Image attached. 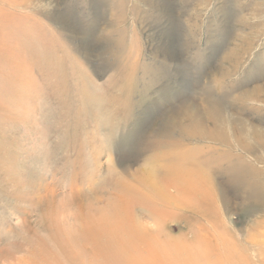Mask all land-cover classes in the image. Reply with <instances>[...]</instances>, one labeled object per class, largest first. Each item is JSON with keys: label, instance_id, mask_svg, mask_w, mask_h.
<instances>
[{"label": "rangeland", "instance_id": "rangeland-1", "mask_svg": "<svg viewBox=\"0 0 264 264\" xmlns=\"http://www.w3.org/2000/svg\"><path fill=\"white\" fill-rule=\"evenodd\" d=\"M26 1L23 11H11L12 22L0 24V264L32 259L41 264L39 242L52 245L44 226L68 234L86 226L91 216L104 225L84 237L73 231L74 241L66 243L75 255L89 247L91 256L77 254L70 264H124L130 256L134 264H208L195 229L222 264H231L225 241L249 264H264L263 145L243 152L234 145L218 146L213 154L217 196L208 200L213 209L203 207L206 198L199 190L171 193L174 206L163 207L168 192L162 189L168 186L162 181L156 185L162 197L153 190L140 196V206L155 211L153 219L104 202L94 213L85 198L94 184L143 170L144 162L136 161L138 150L151 142L159 122L185 103L202 107L199 98L208 89L228 100L233 113L264 130V104L246 97L255 86L264 87V0ZM167 49L168 55L157 51ZM238 49L244 58L240 55L239 66H233L230 58ZM155 63L163 75L148 70ZM166 89L179 102L165 107L161 95ZM159 102L164 107L153 113L152 104ZM129 134L133 145L128 150L118 144ZM233 162L243 172L228 183L225 166ZM176 164L169 161L160 170L187 168ZM178 180L168 183L179 187ZM214 217L225 233L224 244L214 230L220 228L211 224ZM134 226L163 230L148 237L138 235Z\"/></svg>", "mask_w": 264, "mask_h": 264}, {"label": "bare ground", "instance_id": "bare-ground-1", "mask_svg": "<svg viewBox=\"0 0 264 264\" xmlns=\"http://www.w3.org/2000/svg\"><path fill=\"white\" fill-rule=\"evenodd\" d=\"M185 2H186V0H185ZM24 5H29V2H27L26 0H3L2 4H0V6H1L0 10H4V11L6 10L7 15H5V17H3L0 13V24L5 26V24L7 25V24H9V22H12V18L10 16L11 11L21 12L23 10H20V9L22 6L25 7ZM222 11H223V14H225L229 17V13H228V10L226 8H223ZM25 14L27 15V13L24 12V15ZM25 17L27 20V16H24L23 18L25 19ZM142 21H144V19ZM189 39H191V38H189ZM247 39L244 38L245 41H247ZM108 40H111V39L109 38ZM157 51H160L166 55L170 54L169 53L170 51H168V49L166 51L164 50V52L161 50H157ZM241 51H242V49H240V50L238 49L237 52L230 58L231 59L230 61L233 64V66H236V65L239 66L242 53H244V52L241 53ZM132 54H133V52H132ZM173 54H174V52H173ZM111 57L113 58V56H111ZM112 58H110V59L112 60ZM175 59H176V57H175ZM166 63H165V65H166ZM155 64L156 65L151 64L150 67L147 65L148 70L151 73L155 72V73H153V74H155V77H158L159 74L163 75V74H161L160 69H158L156 67L157 63H155ZM143 67H144L143 70H147L146 66H143ZM161 67H163V66H161ZM131 69L134 70V68H131ZM164 69L165 68H163L162 70H164ZM136 70H137V68H136ZM222 73L224 76H227V77L229 75V71L226 69H222ZM17 75H19V74H17ZM147 76H149V75H147ZM224 78L227 79L226 77H224ZM32 79H33V77H32ZM29 80H31V78H29ZM28 84H29V82H28ZM161 96H162V100H163L161 102L164 103L165 107L175 105L178 101V100H176L175 94H173V92H171L170 90H167V89L163 91ZM200 97L201 98H199L200 99L199 101L202 102V105H203L202 107H200L198 105H193L191 108H188L186 103H185L184 105L179 107L177 110L173 111L172 117H170V118L167 117V118H165L159 122L158 129L155 130L154 131L155 133H153L154 135L151 136V138H152L151 142L141 146L140 149L138 150V155H137L138 159L136 161L137 162H144V166H145L144 168L145 169L144 168H143V170L142 169L141 170L140 169H134L133 174H131L129 172L126 173L124 171V175H122V176L119 175L118 177L114 178L112 181L108 182L107 184L97 183V184H94L93 186H91V188L89 189L90 194L87 195V197H85V198H87V200L91 203L90 208H91V210H94V213L96 212V209H98L97 207L99 206V204H101V203L103 204V202H104L106 205H109L114 210L119 209L121 212H124V210H126V211L128 210L130 212H133L136 216H142V214H143L144 218L151 216V218L153 219V216H154L153 214L155 213V211L152 210L151 208L149 210L143 209L140 206L143 203V198H141L140 196H141V192L145 195L146 194L151 195L154 192L155 195H160V197H162V193H161L162 191L158 187H156V185L159 186L158 183L161 181H162L164 186H168L166 189H162V190H164V192H165V190H166V192H168V194H167L168 199L166 197H162V198L167 200V201L163 200L161 202V203H163V207L166 206L168 208V207L174 206L173 204L170 203V200L172 198L169 197L172 194H174V192L179 193V192L186 190L187 193L188 192L190 193L191 191L199 190L200 193H203V195L206 198L203 200V203H201L203 205V207L204 208L210 207V209H213L212 203H209L208 200L212 197L217 196L216 193H217V182H218L219 170L217 167V157H214V155L216 156L218 151H219L218 146H221L222 148H226V147L228 148L229 146L234 145L235 148L236 149L238 148V150H240L241 152H243L245 150H249L252 145H256L257 147H260L261 145L264 146V130L256 128L253 123H250L246 119H243V118L239 117L237 114L233 113L231 110L232 109L231 106L228 104V100L221 99L220 97L216 96L214 91L208 89V91L203 92ZM246 97H247V100H250V101L256 100V101L262 102L264 104V87L262 86L261 88H258V87L256 88V86H255V89L249 91L247 93ZM131 98H133V97L131 96L128 99H131ZM244 98H245V95H244ZM240 104H242V103H240ZM152 105L154 107L151 110L154 113V112L159 110L161 103L160 102L156 103V104L154 103ZM164 106H161V107H164ZM240 109H242V108H240ZM254 110H256V109H254ZM161 112H162V110H161ZM166 112H168V111H166ZM157 113H159V112H157ZM153 115H151V118ZM163 116H165V115H163ZM145 119H146V115H145ZM151 120H153V119H151ZM108 121H110V120H108ZM262 123H263V121H262ZM252 124H253V126H252ZM130 125H131V123L128 125H125V127H128ZM132 132H134V131H132ZM116 133L118 134V132H116ZM132 138H133V135H131V134H129V136H127V138L125 136V139L122 142L120 140V143L118 145H120V147L122 146L124 149L129 150L130 147L133 145V143H131ZM191 144H199V145L201 144L205 147L204 148H202V147L191 148V146H190ZM200 149H203L202 150L203 152H201ZM205 150L208 151L207 154H204ZM218 159H220V156L218 157ZM169 161L172 164L173 163L174 164H176V163L182 164V165H184V167L187 166V168L184 169L183 166H181L180 168H183V169L181 170L179 168L180 169L179 173L172 172L169 169L171 166L169 168L166 167L167 169L164 171L160 170V168H162L163 165H167ZM137 162L134 161L132 163H129L130 168L133 166V164H136ZM176 165H174V166H176ZM239 166L236 165L235 162H233L232 165L229 163V165L225 166L228 169V171L225 170L226 171L225 176H227L228 183L231 180L232 176H234V178L235 177L240 178V176H238V173L239 172L241 173L243 171L240 168H238ZM132 168H134V167H132ZM242 168L245 169L243 166H242ZM235 173L237 175H235ZM168 180H171L173 182V184H175L176 180H178V182L180 183V186L174 187L168 183ZM183 184H185V186H183ZM152 190H153V192H152ZM176 193L174 195H176ZM143 197H145V196H143ZM92 200H94V201H92ZM96 205H98V206L96 207ZM142 206H143V204H142ZM177 207H180V206H177ZM156 209H158V208H156ZM160 211L165 212V210H160ZM126 217H127V219H130L129 216H126ZM90 218L91 219H89V218L86 219L87 220L86 226H80V228H74L73 231L75 233L77 232V230L82 231V232H79V234H82L81 236L84 237V236H86L87 233H88V236H89V234H92L91 230L97 229L99 226L104 225L102 222L103 219H100L97 221L96 216L95 217L91 216ZM88 219L90 220V224L88 223ZM106 220L107 219L105 218L104 223H106ZM137 220L139 223L140 219H137ZM137 220L135 219V222H137ZM111 223H114V221ZM107 224H109V222ZM211 224H212V226H217L220 228L219 222H217V220H215V217L212 219ZM43 228L48 233L47 234V236H48L47 240L52 242V245H50L49 243H47L46 241H43V240H41L39 242L40 245H39V251L38 252L41 255L38 256V258L41 260V262H42L41 264H70L71 261H74L73 257L75 258L77 254L79 256L81 255L83 257H85V254L87 252H88L87 254H89V255L91 254L89 247L83 248V250L78 252L76 255H75V253L69 251V249H72V247L69 246V248H67L66 243L68 245H70L71 241H74L73 239H74L75 235L72 234L73 231L70 230V232L67 234V232L65 233L62 229H58V232H57V230L51 231L50 226L48 229H46L45 226ZM134 229L136 230L138 235L140 233L142 236L145 235L148 237H151L152 232L161 234L160 231L163 230V229H161L159 231L157 229H148V228H144L143 226H134ZM214 230L216 231L217 235L219 236V239L223 240L222 242L224 244V241H225V239L223 237V236H225L224 231L221 230V228L220 229H214ZM194 231H195V237L200 236V238H202V239H197L196 241L202 242L205 244V249L202 251V254H203V257L205 258V260L208 261V264H222V260L218 261V260L212 258L213 254H214V250H213V248H211L209 241L207 243L206 237L203 236L201 230L195 229ZM62 236L65 237L63 239L68 240L71 238V240L65 242V241H63L62 238H60ZM90 239H92V241H93L94 237L90 238ZM90 239H88V240H90ZM223 244H222V246H223ZM74 245H75V242L73 243V246ZM223 247L225 248L226 255L228 256V260L230 261L231 264H234V263H236V264H249V262H248L249 259L246 260L245 258H241V257L239 258L238 251L236 250V248L232 247V245L230 243H227L225 241V244ZM114 248L120 250V248H118V247H114ZM110 253L113 254L112 259L114 258V261L119 258V257H114L115 256L114 250L109 249V254ZM34 256H37V255H34ZM130 259H131V256H130V258L126 257L124 260V264H134L132 262V260H130ZM11 261H13V260H11ZM62 261L64 263H62ZM13 263H15V262L13 261ZM263 263H264V261H263ZM29 264H40V263L35 261L34 259H32ZM72 264H74V263H72Z\"/></svg>", "mask_w": 264, "mask_h": 264}]
</instances>
